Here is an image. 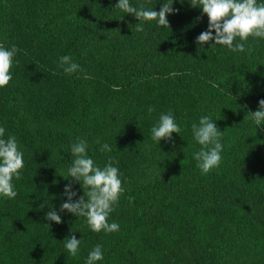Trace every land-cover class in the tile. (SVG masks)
I'll use <instances>...</instances> for the list:
<instances>
[{"label":"trees","instance_id":"obj_1","mask_svg":"<svg viewBox=\"0 0 264 264\" xmlns=\"http://www.w3.org/2000/svg\"><path fill=\"white\" fill-rule=\"evenodd\" d=\"M117 3L0 0V44L19 49L0 88V127L24 160L17 196L0 197V264H85L97 244V264H264V125L244 120L264 99V40L249 37L242 53L197 45L208 18L190 0H173L169 29ZM130 3L159 11L163 0ZM64 55L83 71L65 74ZM169 110L182 131L157 144L151 128ZM205 115L224 132L222 162L207 174L191 132ZM78 138L100 168L116 161L124 192L109 223L119 231L60 212ZM73 191L83 195L74 181ZM51 208L60 224L44 219ZM70 231L81 240L75 257L63 244Z\"/></svg>","mask_w":264,"mask_h":264},{"label":"clouds","instance_id":"obj_2","mask_svg":"<svg viewBox=\"0 0 264 264\" xmlns=\"http://www.w3.org/2000/svg\"><path fill=\"white\" fill-rule=\"evenodd\" d=\"M189 4L193 8L200 9L201 15L208 18L207 30L196 37L197 45L204 46L214 42L210 47L222 45L231 52L242 53L246 51L245 42L249 37L264 40V3H258L257 0H190ZM115 9L135 17L137 21H156L158 26L167 29H169L167 16L177 11L173 8V0H163L159 11L146 8L144 5L134 7L130 0H118ZM135 30L142 32V23L135 24ZM18 51L19 49L14 45L6 48L0 44V88L8 85L13 78L11 69ZM247 51L251 52L252 49L248 48ZM58 67L68 75L83 71L69 55L59 58ZM154 111V107H148L149 115ZM245 119L251 120L257 127L264 125V99L258 101L256 111L247 112ZM181 131L175 116L169 110L160 113L151 128V139L159 144L161 140L170 141L173 133L178 134ZM191 132L195 142L201 146L199 151L193 153V159L197 161V167L201 172L207 174L219 167L222 162L221 138L224 132L219 130L215 121L208 115L202 116L198 123H193ZM4 137L5 128L0 127V197L14 199L17 192L13 180L21 179L24 168L23 152L15 135ZM96 143L99 144L100 141L97 140ZM87 149V142L79 138L70 146L73 159L67 169L68 183L63 189V195L67 199L61 203L60 212L66 211L75 217L85 218L87 226L93 232L103 231L108 234L119 231V224L109 223V216L124 192L120 171L113 166L116 161L111 156L108 157L104 167L100 168L87 155ZM100 150L110 153L112 147L108 143H103L100 145ZM73 181L78 183L83 191V195L78 199H74L77 192L73 191ZM60 212L51 208L44 219L60 224L62 222ZM44 226L49 229L48 224ZM63 244L66 252L75 257L80 250L81 240L70 231ZM103 258L102 245L97 244L88 253L85 264H97Z\"/></svg>","mask_w":264,"mask_h":264}]
</instances>
